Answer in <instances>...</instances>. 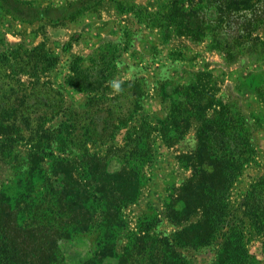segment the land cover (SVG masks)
Masks as SVG:
<instances>
[{
	"label": "rangeland",
	"instance_id": "obj_1",
	"mask_svg": "<svg viewBox=\"0 0 264 264\" xmlns=\"http://www.w3.org/2000/svg\"><path fill=\"white\" fill-rule=\"evenodd\" d=\"M19 1L27 4L20 8L14 0H0L2 89L8 90L16 82L29 86L34 78L21 70L22 63H28L33 50L44 45L56 62L40 73V78L59 91L63 99V110L47 123L51 131L68 121L67 109L79 112L74 113V117L85 128L95 109L111 110L116 119L128 118L133 113L129 122L119 125L103 140L86 143L84 136L90 132L85 134L84 128L73 136L69 123L62 127L60 137L63 141L60 145L55 140L50 141L47 152L60 154L67 162L57 177L50 158L43 161V170L37 172L49 178L50 184L60 188L59 177L67 206L70 202L78 203L73 207V212L87 222L84 225L68 218L67 234L59 241L57 264H119L125 248L137 238L149 233L171 239L186 227L190 233H196L193 241L202 239L203 242L207 239L208 242L178 247L177 250L190 264H215L224 241L221 233L209 239L198 237L205 230L202 228L205 227L202 224L205 214L203 209L196 206L203 199L206 200L208 194V188L207 193L202 189V182L208 177L200 170H213L206 155H196L199 122L194 114L191 115L192 124L179 136L171 124L162 123L171 115L173 102L186 99L180 85L198 77L207 89V95L202 99L203 106L210 96L214 99L213 105L204 109L205 117L219 123L218 129H214L212 124L210 136L224 135L225 139H229V144L223 145L225 151H232L236 155L244 151L240 134L249 138L251 157L228 192L229 218L238 217L249 254L264 264V233L253 228L242 212L247 192L264 177V23L249 36L247 44L243 45L244 51L230 59L216 43L230 39V34L235 33H229L213 23L216 24L215 29L206 31L202 39L197 40L188 33H182L184 26L177 24L181 17L187 21L192 19L190 14L197 10L205 25H212L217 13L209 0H103L95 10H109L116 14V23L125 20L127 25L117 23L121 26L118 28L121 40L117 41L116 37L115 41L102 42L93 50L86 51L76 33L68 40L64 38L60 27L66 23L51 25L35 16L33 9L50 4L58 7L76 0H59L58 3L52 0ZM174 1L184 8L182 13L179 11L175 14L177 22L165 15L166 9ZM195 23L190 25L196 26ZM142 30L144 32L139 34ZM236 36L240 41L245 40L240 34L233 35L232 39ZM252 38L263 45L256 46ZM103 46L105 50L99 52ZM101 53H106L107 60L98 58ZM94 55L97 58L93 62L89 57ZM76 57H82V60H78V66L82 69L91 65L90 73L104 76L99 78L106 80L100 87L104 89L105 98L117 96V101L98 98L100 101L91 106L93 102H88L90 96L102 91H85L69 83L68 77L73 73ZM95 77L88 75L89 80ZM192 99L193 95L190 103L184 106L188 111L192 108V105L189 107ZM223 105L229 109L220 116L218 112ZM238 118L245 119V132L237 129L236 123L231 126L227 122ZM144 121L153 126L149 145L136 147L135 159L128 163L126 160L133 148L129 143V134L135 136L133 131ZM181 124L185 125L183 122ZM167 137L176 139L167 142ZM70 140H75L76 145ZM31 149L29 144L20 142L13 150L18 154L16 162L0 158V190L10 189L9 193L12 194V189L26 180L25 172L29 166L27 155ZM214 149L215 146L208 151ZM92 156L97 157L99 162L92 163L91 168ZM90 169L91 172H88ZM197 173L201 176L194 179ZM189 181L193 182L185 192V185ZM32 182L39 188L43 181L36 175ZM132 194L134 199L127 201ZM185 198L191 201L190 209H186Z\"/></svg>",
	"mask_w": 264,
	"mask_h": 264
},
{
	"label": "trees",
	"instance_id": "obj_2",
	"mask_svg": "<svg viewBox=\"0 0 264 264\" xmlns=\"http://www.w3.org/2000/svg\"><path fill=\"white\" fill-rule=\"evenodd\" d=\"M14 1L17 2L20 8L27 4L19 0ZM209 1L210 4H214L217 13L212 25H205L197 10L192 11L190 14V17L196 23L192 19L187 21L185 17L179 18V22H177L175 14L179 11L181 13L184 11L178 1H174L175 4L173 2L166 9L165 15L176 21L177 24L184 26L182 33H188L197 40H201L206 31L215 29L216 24L214 25L213 23H217V26H222L229 33L240 34L245 40L240 41L238 36L232 39L235 34H230V39L222 42L217 41L216 43V46L224 50L230 59H233L244 51L243 45L247 44L246 42L257 26L264 23V0ZM101 2L103 0H76L58 7L48 5L44 8L33 9L36 11L35 16L45 19L51 25H58L75 21L85 12L95 10ZM192 22L196 26H191L190 23ZM252 40H254L256 46L263 45L262 42L255 38H252ZM103 50H105V46L99 52ZM96 58L95 55L89 57L93 62ZM98 58L107 60V55L106 53H101ZM78 60H82V57L75 58L72 66L73 73L68 77V81L81 90H101V94L94 93L90 96L88 102H93L90 104L93 106L98 98L100 100L106 99L103 92L104 89L100 88L106 80L99 78L104 77L100 73H90L91 65L86 69H82V67L78 66ZM55 62L56 58L42 45L35 48L28 63L23 62L21 66L22 71L34 78L29 86L16 82L6 90L2 89L0 84V158L16 162L18 154H15L13 150L20 142H25L32 148L27 155L29 166L25 172L26 180H22V185L12 189L13 195L9 193L10 189L8 191L0 190V264H57L59 241L67 234L68 218L74 219L77 223L83 222L84 225H87L85 220L76 217L73 212V207L78 203L72 204L70 202L69 206H67L64 193L60 189L61 180L59 177L60 188L50 184L48 182L49 178L46 179L45 176L40 175L41 170H43L42 163L47 158L52 159L54 162L56 177L61 174L62 166L67 162L64 156L55 154L53 151L47 152L50 141L55 140L58 145L63 141L60 137L62 127L70 123L68 126L70 127V134L73 136L85 128L80 123V120L74 117V113L79 114V112L68 109L66 112H69V116L66 123H63L62 126L53 131L47 127V123L63 110L61 93L55 90L49 82L42 81L40 78V73L50 69ZM89 74L96 76L95 79L89 80ZM198 78L188 84L180 85L181 87L179 86L180 90L184 89L183 93L186 99L173 102L171 115L162 121V123L171 124V128L179 136L183 135L192 124L191 115L194 114L195 119L199 122V144L196 155H206V159L213 167L211 172H205L203 168L200 170L201 174H207L209 180L206 179L202 182L204 193H207L206 190L208 188L207 198L196 206V208L203 209L205 214L202 223L205 225V227H202L205 230L199 233L198 237L209 239L221 233L224 241L215 264H260L254 256L249 254L246 248L245 236L241 222L237 219L238 217L229 218L231 212L228 192L242 173L249 157H251L249 138L240 134L244 151L236 155L231 153L232 151H225L223 145L227 146L229 139H225L224 135L222 137L210 136L209 130L212 124L214 129H218L219 123L217 120L205 117L204 109L213 105L214 99L213 96H210V100H208L205 107L203 106L202 99L206 97L207 89L200 83ZM132 83L134 82L132 81ZM192 95L194 99H192V104L189 105V107L192 105V108L188 111L184 106L190 103ZM109 99L117 101V96L106 100ZM222 107V110L218 112L220 116L224 115L225 112L227 113L229 109V107L224 105ZM88 113L90 115V111ZM91 113L90 123L85 128V134L90 132L89 135L84 136L85 139L83 141L86 143L90 140H103L105 136H108L109 132H115L119 125L126 124L133 116L132 113L128 118L116 119L113 112L108 109L105 110V108L92 110ZM244 120L243 118H238L232 122V119H229L227 122H230L231 126L232 123H236L237 129L245 132ZM181 122L185 123V125H182ZM151 130H153L151 123L144 121L139 128L133 131L135 136H132V133L129 134V143L133 148L127 157L126 161L128 163L134 161L135 152L138 150L136 147L149 145ZM175 139L167 137L166 140L171 142ZM70 141L76 145L75 140ZM214 146L215 149L213 151H208L209 148ZM92 157L93 160H91L90 166L94 162H99L97 157ZM198 160L203 161L204 159L198 158ZM37 170H40V172H37ZM88 172H91V169ZM200 173H197L194 179L196 176H201ZM36 175L40 176L43 181L39 188L33 185L32 182ZM192 182L189 181L185 185V192L189 189V186L191 187ZM133 199L134 195L132 194L127 201H132ZM185 199L186 209H190L191 201L189 198ZM243 206L242 212L249 218L248 220L251 221L253 228L264 233V177L252 185L246 194ZM74 227L77 226L74 225ZM195 234L194 232L190 233L188 227L179 231L171 239L169 237L151 236L147 233L125 248L119 264H190V261L177 248L202 245L207 241V239L203 242L202 239L193 241ZM87 264H92V262Z\"/></svg>",
	"mask_w": 264,
	"mask_h": 264
},
{
	"label": "crops",
	"instance_id": "obj_3",
	"mask_svg": "<svg viewBox=\"0 0 264 264\" xmlns=\"http://www.w3.org/2000/svg\"><path fill=\"white\" fill-rule=\"evenodd\" d=\"M52 1L58 3L59 0ZM63 2L64 1H62V3ZM115 17H117L116 14L113 15L111 11H107L106 9L87 11L77 20L67 22L66 25L61 26L60 30L61 33H64V38L66 40H68L72 34L76 33V36H80V44L83 45V50L89 51L96 48L100 43L105 41L109 42L116 37L117 41L121 40L118 28L126 26L127 22L125 20L117 21V23H121V26H118L115 22ZM143 32L142 30V32L138 33L141 34ZM126 56L131 58L129 54H126Z\"/></svg>",
	"mask_w": 264,
	"mask_h": 264
}]
</instances>
